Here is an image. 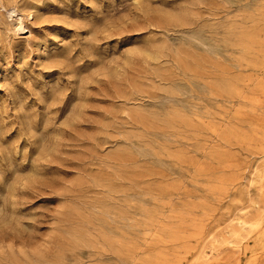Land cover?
Listing matches in <instances>:
<instances>
[{
    "label": "rangeland",
    "instance_id": "rangeland-1",
    "mask_svg": "<svg viewBox=\"0 0 264 264\" xmlns=\"http://www.w3.org/2000/svg\"><path fill=\"white\" fill-rule=\"evenodd\" d=\"M0 211V264H264V0H0Z\"/></svg>",
    "mask_w": 264,
    "mask_h": 264
},
{
    "label": "bare ground",
    "instance_id": "bare-ground-1",
    "mask_svg": "<svg viewBox=\"0 0 264 264\" xmlns=\"http://www.w3.org/2000/svg\"><path fill=\"white\" fill-rule=\"evenodd\" d=\"M9 13V12H8ZM13 13V12H12ZM15 14V13H14ZM17 17V16H16ZM20 17V15L18 16V18ZM31 18V17H30ZM19 27V26H18ZM62 28V27H61ZM22 29L23 28H21L20 30H21V33H22ZM18 33V32H17ZM45 39V38H44ZM49 39V38H48ZM151 50V49H150ZM157 51V50H156ZM35 52V51H34ZM153 52V51H152ZM160 54V53H159ZM157 55V54H156ZM37 56V55H36ZM10 70V69H9ZM24 114V113H23ZM43 157V156H42ZM34 164V163H33ZM15 203V202H14ZM1 212V211H0ZM2 213V212H1ZM252 226V225H251Z\"/></svg>",
    "mask_w": 264,
    "mask_h": 264
}]
</instances>
